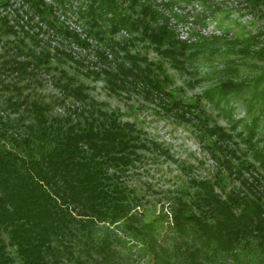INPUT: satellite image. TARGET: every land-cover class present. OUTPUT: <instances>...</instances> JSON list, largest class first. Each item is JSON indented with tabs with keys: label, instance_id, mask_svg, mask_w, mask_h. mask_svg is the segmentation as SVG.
Wrapping results in <instances>:
<instances>
[{
	"label": "trees",
	"instance_id": "16d2710c",
	"mask_svg": "<svg viewBox=\"0 0 264 264\" xmlns=\"http://www.w3.org/2000/svg\"><path fill=\"white\" fill-rule=\"evenodd\" d=\"M246 1L252 7L264 3ZM173 3L88 0V33L81 37L56 20L54 6L46 0H22L20 6L0 0V264H264V173L255 163L237 157L235 165L225 159L241 189L217 191L224 183L221 175L214 181L192 180V192L182 191L186 197H174L167 209L147 219L136 210L137 195L120 176L146 146L134 124L96 108L85 85L65 69H59L53 84L64 99L78 104L75 119L52 115L50 104L32 88L37 74L56 70L62 57L80 63L65 51V43L89 48L93 34L98 39L95 56L106 66L86 75L103 76L114 93L126 83L161 92L150 66H142L112 34L138 32L180 68L183 57L197 55L221 36L192 29L193 38L178 37L169 20L181 18ZM99 18L108 21L110 35ZM42 31L46 37L39 35ZM118 48L126 61L112 69L105 49L117 53ZM243 85L228 78L205 93L210 100L214 94L224 98ZM169 106L180 116L195 115L197 108L174 97ZM203 124L209 136L218 137L213 144L226 151L224 129ZM248 142L264 172V149Z\"/></svg>",
	"mask_w": 264,
	"mask_h": 264
},
{
	"label": "rangeland",
	"instance_id": "374dc122",
	"mask_svg": "<svg viewBox=\"0 0 264 264\" xmlns=\"http://www.w3.org/2000/svg\"><path fill=\"white\" fill-rule=\"evenodd\" d=\"M11 1L14 6L22 4V0ZM46 1L54 6L53 14L58 22L68 25L81 37L87 35L89 16L85 10L88 0ZM163 1L155 0L156 4ZM173 2L172 8L181 18L171 16L169 20L178 37L193 38L196 35L190 34L192 29L205 36H221L218 41L208 42L197 55L183 57L180 68L147 39L141 40L138 32L131 34L121 29L112 34L117 41L125 42L126 51L135 54L142 66H150L161 83V92L142 84L126 83L121 84L122 88L115 87L117 93H114L103 76L86 75L88 70L100 71L106 66L95 56L98 39L93 34L88 36L89 48L73 41L65 43V51L80 63L62 57L61 62H55L56 70L50 74L40 72L37 74L38 82H32L36 95L50 104L52 115L70 114L71 119H75L78 104L64 99L63 93L53 84V78L59 76V69H65L77 83L85 85V92L95 102L96 108L114 111L121 121L134 124L146 146L137 151L136 160L120 176L126 187L137 195L136 210L143 211L147 219L167 209L174 197H186L182 191L192 192V180L214 181L221 175L224 183L221 187L216 186L217 191L241 189L240 183L228 174L225 159H230L235 165L237 157L248 159L264 173L254 162L248 142L250 139L253 148L264 149V3L252 7L246 0ZM25 8L29 10L24 4ZM196 17L200 19L198 22H195ZM99 21L105 34L110 35L108 21L105 18H99ZM25 28L38 30L37 25L33 28L25 25ZM39 35L46 37L44 31ZM251 35L255 37L246 39ZM105 53L112 69L115 64L126 61L123 58L125 51L121 48L117 53L105 49ZM185 53L188 55L190 48ZM228 78L243 81V87L224 98L216 94L213 100L207 98L206 90ZM172 97L195 104L197 108L192 111L195 115L180 116L179 110L169 106ZM3 106L0 100V107ZM202 122L209 127L218 125L229 135L222 142L227 147L226 151L213 144L219 141L218 137L209 136Z\"/></svg>",
	"mask_w": 264,
	"mask_h": 264
}]
</instances>
